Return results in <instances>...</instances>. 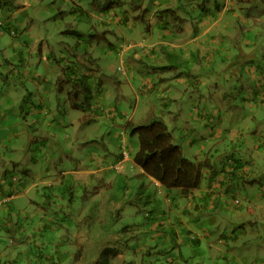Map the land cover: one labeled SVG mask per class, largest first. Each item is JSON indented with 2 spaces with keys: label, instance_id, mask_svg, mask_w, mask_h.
<instances>
[{
  "label": "crops",
  "instance_id": "crops-1",
  "mask_svg": "<svg viewBox=\"0 0 264 264\" xmlns=\"http://www.w3.org/2000/svg\"><path fill=\"white\" fill-rule=\"evenodd\" d=\"M66 1L67 6L59 9L64 18L56 29L49 28L48 32L53 33L51 38L55 40V33L63 31L67 34L57 40V47L59 43L70 45V61H65V52L55 56V71H59L55 76L52 71L40 73L38 67L36 70L26 68L33 64L27 61L23 53L13 60L4 57L0 48V97H8L12 103L14 100L8 93L13 87L17 92L24 91L22 95L31 93L24 82H19L21 89L13 85L18 80L13 81L11 75L16 73L18 77L23 72H30L32 77L28 81L32 80L39 87L52 78L64 86L62 90L72 87L76 98L87 94L84 97L91 98L94 103L89 110L82 107L84 114L76 124L72 122L73 128H84L77 137V146H72H85L91 154L92 163L86 169L71 170L70 173L79 186L88 184V178L104 179L99 193V207L106 213H110V209H119L117 218L120 220L128 213L126 209L129 206L140 210L141 217L138 216L137 228H134L133 221L127 223L130 230L125 232L123 243L118 240V230L112 232L104 228L106 219L100 220L98 234L93 227L84 232L82 228L90 223L86 220L81 223L78 217L80 213L75 212V205L79 204L68 203L70 216L66 217L62 209L67 205L59 206L53 200L54 192L61 184L60 176L57 179L46 177L49 173L46 176L36 174L34 169L24 171L21 177L15 175L16 164L19 170L28 160V154L19 150L16 144L19 142L23 149L27 141L23 139V134L27 127L37 132L36 144L40 145L38 148L41 152H48L47 144H57L55 140H59V132L68 136L65 142L70 144V123L59 119L57 110L43 103L41 106L48 108L46 113H28L22 108L20 117L11 121L13 124L0 129V262L21 264L17 260L23 257L29 260V264H39L41 249L48 244L46 239L55 234L54 241L61 249L60 238L67 237L68 230L62 232L59 223L70 222V218L74 217L77 221L70 223V235L83 241L85 249L91 246L90 254L99 252L102 255L107 252L96 237L113 239L110 264H145L140 257L133 258L138 253L150 257L148 264H264L262 224L244 225V219L248 216L264 219V0ZM17 4L24 6L22 1ZM44 40L48 50L55 51L53 43L56 41L51 42L47 37ZM126 60L130 72H126L125 80L132 91L137 93L141 88L144 90L148 87V94L154 92L151 98L158 99L162 104V111L156 113L155 106L150 107L148 96L142 101L141 95L135 94V108L142 101V105H148V115L144 114L141 120L132 123L139 125L153 118L164 120L183 153L192 160L206 163L200 186L190 193H184L177 187L157 185L155 178L145 174L136 164L134 166L132 155L126 160L122 173L112 169L121 157L126 138H121V134L115 132L114 124L118 117L114 112H122L118 104L111 101L123 89L111 92L108 76L113 72L107 68L110 65L115 67L112 61ZM167 65L172 67L166 68ZM65 67H69V70ZM38 73L43 78L37 77ZM207 75H215V78L209 80ZM245 75L250 82L241 96L235 88L231 90L227 87L226 94L224 90L223 94L217 91L223 89L221 82L224 76L232 84L238 80L237 85ZM117 81L119 88L121 84H126L119 79ZM136 81L142 86L135 89ZM211 81L214 83L210 94L219 97L216 100L218 112H226V116L221 115L219 124L208 115L213 111L211 108L216 106L205 102L204 86L206 88ZM179 84L186 86L188 93L179 91ZM143 95L142 98L145 97ZM237 96L242 98L238 111L229 105ZM197 110L202 113V124L210 138H192L189 147L178 141L177 130L173 128L183 125L189 112L193 111L194 116ZM31 114H35V118L30 121ZM62 114L70 117L68 110L62 111ZM172 115L177 117L176 123ZM245 118L248 121L252 119L249 122L253 127L244 123ZM180 132L184 139V130L180 129ZM8 148L14 150L9 153ZM235 151L238 154L234 155ZM24 154L25 159H21L20 156ZM9 164L14 166V170L8 167ZM131 166H134L133 170ZM25 177L30 178L27 183L23 182ZM124 180L138 181L136 189L140 190L139 200L128 202L125 206L122 204ZM8 181L21 191L10 192L7 189ZM149 183L151 185L148 187ZM40 188L49 190L40 193ZM108 192L109 195H106ZM37 194L45 197L43 203L38 201ZM245 195L247 198L242 199ZM24 199L27 205L22 209ZM143 201H146L145 205L138 207V203ZM223 206L238 210H234L235 220L237 215L243 217L238 222L242 227L235 228L237 223L231 234L223 233L222 226L227 221ZM5 220L8 226L4 224ZM25 224H28L27 234L23 233ZM29 242H33L30 247ZM128 244L132 249L127 248ZM23 246L27 256L22 254Z\"/></svg>",
  "mask_w": 264,
  "mask_h": 264
},
{
  "label": "rangeland",
  "instance_id": "rangeland-1",
  "mask_svg": "<svg viewBox=\"0 0 264 264\" xmlns=\"http://www.w3.org/2000/svg\"><path fill=\"white\" fill-rule=\"evenodd\" d=\"M18 1H22L24 6H19L20 4H17ZM50 3H47L49 2ZM8 4H4L2 2L3 7H0V48L3 49V55L4 57H9L12 60L15 59V57H18L20 54L24 55L28 58V62L32 63L33 65L30 67L27 65L26 68L36 70L37 67L40 68V73L44 71H52V73L57 76L59 71H55V65H57V62L55 60V56L58 54L65 52L63 55L67 56L66 62L70 61V45L64 46L63 43H59V47H57V40H61L62 37L67 35L65 32L60 31L59 33H55L56 40L51 38L53 33H49L48 29L51 28L52 30L56 29L57 24L62 21L64 17H62L63 13L59 10L60 8H65L68 4L66 0H14L13 2L10 0V2H6ZM15 3V5L13 4ZM21 8V9H20ZM47 15V16H46ZM47 17V18H46ZM53 25V26H52ZM9 29V30H8ZM17 29L18 34L12 33V30ZM46 30V31H43ZM47 37L50 39L51 42L53 40L56 41L54 44L55 51H49L48 50V44L45 42L44 38ZM47 40V39H46ZM23 43V44H22ZM69 51V52H68ZM82 52H86L85 49H81ZM247 57V56H245ZM60 59V58H59ZM108 63H110V60H107ZM16 63V62H15ZM18 63V62H17ZM16 63V64H17ZM49 63L47 66L46 64ZM128 60L125 62H117L112 61V64L115 66H108V70L112 71L113 73L108 76V80L110 83V90L112 93L121 91V88L123 91L118 94L117 96L111 98V101L118 104L120 107V110L122 113H118V111H115L114 114H117V122L114 124L115 132L118 135L120 133L123 137H125L128 140V143H130L129 151L131 152L132 157L136 155L140 148L139 138L137 134L133 133V122H138L142 119L143 115H148V105H142L143 99H145L147 96L150 99V107L153 105L155 106V112H161V102L158 101V99H152L151 97L154 96V92L147 93V88H141L140 92L137 93L133 92L130 84H127V81L125 80L126 72H130V66L128 64ZM124 66L125 70H119L118 66ZM206 66V65H205ZM172 67L171 65H167L166 68ZM206 68V67H205ZM69 70V68H68ZM67 70V71H68ZM204 70V65H203ZM40 73L36 74L37 77H42ZM203 73V71H202ZM72 74V72H71ZM16 73H13L11 77H13V81H17L16 83H13L14 86H17L21 89L22 86L19 82H24L27 89L31 93H26V95H22L24 91L17 92V90L13 87L10 89V92L8 93V96L11 98V100H14L12 103L9 102L8 97L4 99V97H0V129L5 125L7 127L10 126L11 121L16 120L20 117L21 109L25 108L26 111L33 112L35 111H41V112H48L47 107H42L41 104L43 103L45 106H49L53 108L54 110H57L59 114V119H63L65 121H69L70 123V144H67L65 141L68 140V136H65L62 134V132H59L60 138L59 140L56 139L55 141H58L57 144H47L46 150L41 152V150L38 148L40 145L36 144V134L37 132L35 130H31V127H27V130L24 131L23 139H26L27 141L23 145V149L20 148V143L16 142L18 145V149L26 152L28 154L27 161L23 163L22 168L20 167L19 170L17 168L16 164V173L15 175H24V171L34 169L36 174H44L45 176L47 173H49V176L46 177H54L57 179V176L61 180L60 187L57 188L53 195V200L56 201L57 204L67 205L63 209V213L66 217L70 216V208L68 207L70 204L77 203L79 205H75V212H79L80 214L78 217L82 221L81 223L86 220L89 221L90 225L86 226L83 229L84 232L89 231L91 227L94 228V231L96 234L100 231L99 222L102 219H106V223L104 224L107 226L109 230L114 232L115 230L119 231L118 240L123 243L124 240L122 238H125V232L130 230V226L127 223H130L133 221L134 228L138 227L137 220L139 219L141 211L132 209L128 206L126 211H128L127 214H124L123 219L119 218V209H110V213H106L104 209H101L99 207V202L101 201V198L99 197V193L102 187V182L98 181L95 178H88L86 181H88V184H84L83 186H79V184H76V181L74 180V176L72 173H70L71 170L76 169H86L89 164L92 163L91 154L86 150V147L82 145L81 148H77L76 142L79 138L78 136L81 135L84 128H73L72 122L75 124L78 122V119L82 116L83 109H88L93 105V101L91 98L84 97L87 94H82V97L79 98L75 97V93L71 90L72 87L66 90H62L64 87L61 83H59L58 80H47L44 83H41L40 87L36 85L31 79L32 74L30 72H23L18 77L16 76ZM208 79H214L215 75H207ZM5 79L7 80V77L5 75ZM117 79L120 80V82H124L126 84H121L119 88V82ZM8 81V80H7ZM238 82V80H235L234 83H230L227 81V78L222 79V85L223 89H218L217 91L219 94H223V90L225 91V94L227 92V87H230L231 90L234 88L236 91L239 92V95L241 96V93L243 92L244 87L250 82V78L248 76H243L241 79V83L235 85V83ZM210 85H208L205 89V95L206 103L214 104L216 107L211 108V112L208 113L214 119L218 124L221 123L219 121L222 119V116H226V112L220 113L218 112V104L217 101L219 97H215L214 94H210V90L212 87V84L214 81L208 82ZM216 83V82H215ZM141 83L137 82L134 83V88L141 87ZM52 87L50 94L48 95V91ZM62 87V88H61ZM179 91H184L185 93H188L189 90H186V86L183 84H179ZM194 87V85H192ZM26 89V90H27ZM240 89V90H239ZM25 90V91H26ZM82 93V92H81ZM141 95V104L139 107L135 108V102H136V95ZM136 94V95H135ZM144 94V95H143ZM142 95L145 96L142 98ZM192 96L188 97L187 100H189ZM70 96V99H69ZM161 96H164L163 93H161ZM21 97V98H20ZM224 99V98H222ZM184 100L181 99V101ZM70 104H67L69 103ZM242 98L237 96L235 98L233 103H229V105H233L234 109H238L241 107ZM33 108L34 110H29ZM194 108V106H193ZM144 109V110H142ZM68 110L70 112V117H66L65 114H62V111ZM79 111V112H73ZM238 111V110H237ZM193 111H190L187 118L184 119L183 125L180 127H174L173 130H177V139L178 141L183 142L184 144H187L189 147H191V139L192 138H198L199 140L209 139L210 134L206 133V128L203 126L202 122L204 121L201 119V114L199 110H197V113L193 116ZM222 115V116H221ZM174 119V123L177 121V117L175 118L173 115L171 116ZM35 118V114L30 115V121ZM199 118V120H197ZM155 119V118H153ZM102 120H105L102 119ZM252 119H249V121ZM245 118V124H248L250 127H253L252 124ZM13 124V123H12ZM199 126L198 129L195 127ZM180 129L184 130L185 140L182 138V133L180 132ZM6 131V129H5ZM124 131V133H122ZM121 136V138H122ZM4 140L6 138L4 137ZM73 142V143H72ZM73 144H76V146H72ZM133 147V149H132ZM14 149L8 148V152L11 153ZM65 151V153H63ZM238 154V151L234 152V155ZM32 156V157H31ZM21 159H25V154L20 156ZM34 159V160H33ZM8 167H10L12 170H14V166L12 164H9ZM64 172H67L63 175ZM27 178V179H25ZM23 178V182L27 183L30 178L25 177ZM11 180V179H10ZM59 181V180H57ZM138 181H134V183L131 180H124L122 182V199H123V205L125 206L128 202L131 201H137L139 200V191L136 188V184ZM139 184V183H138ZM151 185V183L148 184V187ZM261 190V187H258ZM7 189H9L10 192H20L21 188L18 189L15 186H12L11 181H8ZM110 188H108V191ZM48 188H40V193L42 191H48ZM8 192V193H10ZM264 194V191H262ZM109 195V192L107 193ZM244 195V194H242ZM38 201H41L42 203L45 201V197L41 196L40 194H37ZM247 198V195H245L242 199ZM26 199L23 200L22 203V209H25V206L27 205ZM85 204H82L84 203ZM70 203V204H68ZM92 203V204H91ZM146 201L138 203V207L142 208L145 205ZM82 204V205H81ZM129 205V204H128ZM24 207V208H23ZM174 207L176 205L174 204ZM230 209V210H229ZM222 210H225L227 213V221L226 223H223L222 229L223 233L231 234V231L233 232L234 226L243 218L241 215H237V218L235 220V217H233V214H235L234 210H237L236 208H232L229 206H223ZM238 211V210H237ZM259 212H263L262 210H259ZM62 213V214H63ZM87 213V214H86ZM17 216V214H16ZM84 216V217H83ZM139 216V217H138ZM18 218V217H17ZM257 216H248L244 219V225L247 224H254L257 225L258 223L262 224V230H264V219L257 220ZM1 220V219H0ZM117 221V229H115V222ZM77 221V218L71 217L70 222L69 221H60L59 223V229L63 228L62 232L67 231V237L60 238L61 243V249L59 244L54 241L56 238L55 234H52V238L49 236L46 240L48 244H44V246L41 249L40 253V260L39 264H110L111 263V251L113 239L107 240L104 237H96V241L99 243H103L105 246L107 252H103L102 255L99 254H90V251L92 250L91 246L88 249H85V245L83 241L73 237L70 235V226L74 224ZM8 226L7 220H5L4 224ZM51 225V223H50ZM53 225V224H52ZM128 225V226H127ZM27 227L28 224H25V229L23 230V233L27 234ZM81 227V225L79 226ZM242 227L241 224H237L235 228ZM113 228V229H112ZM11 232V231H10ZM65 234V233H64ZM74 234V233H72ZM45 240V239H44ZM130 243V241H128ZM33 242H29V247L32 246ZM134 244V243H133ZM132 244V245H133ZM23 252L25 256H27L25 246L22 247ZM128 249H132V246L128 244ZM141 258V262L148 264L150 263V257L145 256L143 253L140 255V253L133 255V258L138 259ZM106 260V262L104 261ZM17 261L21 262V264H29V260H25L23 257L18 259ZM0 264H3V262H0Z\"/></svg>",
  "mask_w": 264,
  "mask_h": 264
},
{
  "label": "trees",
  "instance_id": "trees-1",
  "mask_svg": "<svg viewBox=\"0 0 264 264\" xmlns=\"http://www.w3.org/2000/svg\"><path fill=\"white\" fill-rule=\"evenodd\" d=\"M2 2L8 4L6 2L10 0H0L1 8ZM12 33L18 34L17 29ZM133 133L138 135L140 143L134 161L147 175L159 180L166 188H181L184 193H190L200 186L206 163L192 160L183 153L164 120L155 118L134 125ZM104 228L108 229L105 225Z\"/></svg>",
  "mask_w": 264,
  "mask_h": 264
},
{
  "label": "clouds",
  "instance_id": "clouds-1",
  "mask_svg": "<svg viewBox=\"0 0 264 264\" xmlns=\"http://www.w3.org/2000/svg\"><path fill=\"white\" fill-rule=\"evenodd\" d=\"M66 68V67H65ZM69 67H67L66 69H68ZM118 69L119 70H125V68H124V66H118ZM122 133H124V131H122ZM120 136H122V135H120ZM122 138H124L123 136H122ZM129 146H130V143H128V140L126 139V141L123 143V145H122V150H121V157L119 158V160L117 161V162H115L114 164H113V167H112V169L114 170V171H116V172H119V173H122L124 170H125V168H126V160L127 159H129L130 158V155H131V152L129 151ZM126 152V153H125ZM135 161H134V166H135ZM137 165V164H136ZM134 166H131V170H133L134 169ZM137 166H139V165H137ZM140 167V166H139ZM143 172H144V170H143ZM145 173V172H144ZM146 174V173H145ZM103 180L104 179H100L99 181H101L102 183H103ZM156 184L157 185H162V183L159 181V180H157L156 179ZM105 184H107V183H105ZM106 195H107V193H106ZM103 198V197H102Z\"/></svg>",
  "mask_w": 264,
  "mask_h": 264
},
{
  "label": "built area",
  "instance_id": "built-area-1",
  "mask_svg": "<svg viewBox=\"0 0 264 264\" xmlns=\"http://www.w3.org/2000/svg\"><path fill=\"white\" fill-rule=\"evenodd\" d=\"M126 153V152H125Z\"/></svg>",
  "mask_w": 264,
  "mask_h": 264
}]
</instances>
